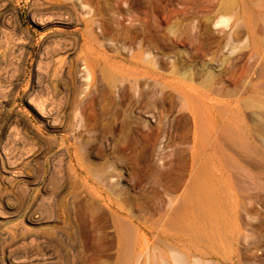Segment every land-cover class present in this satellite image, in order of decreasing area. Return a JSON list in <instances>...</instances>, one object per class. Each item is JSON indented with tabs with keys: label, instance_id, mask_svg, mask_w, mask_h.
I'll use <instances>...</instances> for the list:
<instances>
[{
	"label": "rangeland",
	"instance_id": "374dc122",
	"mask_svg": "<svg viewBox=\"0 0 264 264\" xmlns=\"http://www.w3.org/2000/svg\"><path fill=\"white\" fill-rule=\"evenodd\" d=\"M0 264H264V0H0Z\"/></svg>",
	"mask_w": 264,
	"mask_h": 264
},
{
	"label": "bare ground",
	"instance_id": "6f19581e",
	"mask_svg": "<svg viewBox=\"0 0 264 264\" xmlns=\"http://www.w3.org/2000/svg\"><path fill=\"white\" fill-rule=\"evenodd\" d=\"M29 219L31 220L32 223H35V224L40 222L39 219H36L34 217H30ZM68 224L70 226L73 223L69 222ZM117 225H118L117 239H118L119 247L121 249H125V248L129 249L128 247H130V245L132 244L130 242L135 237H133L131 232L126 229L125 223H124V221L122 219H120V218L117 219ZM68 234H69L70 240L72 241L73 245H77V237H76L77 235H76V233L74 231H72L70 228H68Z\"/></svg>",
	"mask_w": 264,
	"mask_h": 264
}]
</instances>
